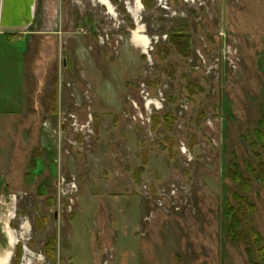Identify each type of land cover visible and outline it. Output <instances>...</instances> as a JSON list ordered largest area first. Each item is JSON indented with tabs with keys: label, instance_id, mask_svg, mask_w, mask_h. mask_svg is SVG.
Masks as SVG:
<instances>
[{
	"label": "rangeland",
	"instance_id": "obj_1",
	"mask_svg": "<svg viewBox=\"0 0 264 264\" xmlns=\"http://www.w3.org/2000/svg\"><path fill=\"white\" fill-rule=\"evenodd\" d=\"M35 19L44 41L0 43V264H264V0H37Z\"/></svg>",
	"mask_w": 264,
	"mask_h": 264
},
{
	"label": "crops",
	"instance_id": "obj_2",
	"mask_svg": "<svg viewBox=\"0 0 264 264\" xmlns=\"http://www.w3.org/2000/svg\"><path fill=\"white\" fill-rule=\"evenodd\" d=\"M0 43L7 47L9 53L4 56L8 60H14L18 58L17 55H12V49L15 51V47L20 46L22 41H34L43 40L48 36L47 33L30 31V27L36 23V1L37 0H0ZM42 38V39H41ZM48 38V37H47ZM47 41V40H45ZM44 43V42H43ZM2 48V47H1ZM9 54V55H8ZM4 58L0 57V62ZM12 69L13 67H9ZM3 75L11 76L7 73H1ZM22 74H18L15 79L12 80L13 87H19L21 85ZM23 80V79H22Z\"/></svg>",
	"mask_w": 264,
	"mask_h": 264
},
{
	"label": "trees",
	"instance_id": "obj_3",
	"mask_svg": "<svg viewBox=\"0 0 264 264\" xmlns=\"http://www.w3.org/2000/svg\"><path fill=\"white\" fill-rule=\"evenodd\" d=\"M253 145L260 148L261 150L264 149V113L262 114L259 122L256 125V128L253 132ZM264 151V150H263ZM229 180L235 184H240L243 187L241 190L246 191L247 185L245 181L242 179L241 174L236 165L233 166L232 171L229 173ZM233 201L229 202L226 200L225 202V212L224 216L226 219V230L229 234V237L232 240H241L242 233V222L247 219L248 209V202L247 198H243L242 196H237L233 193ZM250 207V206H249ZM247 209V211H246ZM247 230H249L248 234L252 235L254 240H259V238L251 232V229L248 225L245 226Z\"/></svg>",
	"mask_w": 264,
	"mask_h": 264
}]
</instances>
